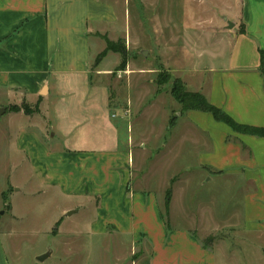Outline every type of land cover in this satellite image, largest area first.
<instances>
[{"label":"crops","instance_id":"crops-1","mask_svg":"<svg viewBox=\"0 0 264 264\" xmlns=\"http://www.w3.org/2000/svg\"><path fill=\"white\" fill-rule=\"evenodd\" d=\"M130 1L0 0L4 162L11 171L32 178L40 194L53 202L69 201L63 203L53 237L60 233L65 213L73 214L85 203L94 208L89 237L107 233L130 236L132 243L144 241L152 264H213L214 255L190 233L202 228L206 219H189V187L201 186L205 177V182L232 180L242 192L243 225L262 231L264 137L236 133L208 113L181 112V106L169 126L157 75L152 76L156 71L143 69L144 61L136 56L154 49L161 65L187 91L202 94L237 124L263 128L264 0H189L200 2V14L184 11V19L192 22L183 24L175 21L177 14L167 17L156 11L161 0H135L141 8L147 2L155 10L148 19V36L144 18L137 16L134 37L129 11L118 7ZM100 36L111 42L124 39L127 57H133L124 69L114 68L118 62L104 67L110 55L97 62L106 48ZM146 37L152 44L149 50L141 43ZM22 105L33 112L9 110ZM160 113L162 122L155 127ZM144 119L149 128L134 135L133 127ZM150 140L156 147L150 159L153 170L144 171V160L135 161L134 148ZM10 192L11 184L1 198L12 211ZM166 216L189 219V229L167 232ZM202 231L215 237L217 229ZM80 252L71 247L65 253L71 259L84 255ZM41 256L46 260L52 252Z\"/></svg>","mask_w":264,"mask_h":264},{"label":"rangeland","instance_id":"rangeland-1","mask_svg":"<svg viewBox=\"0 0 264 264\" xmlns=\"http://www.w3.org/2000/svg\"><path fill=\"white\" fill-rule=\"evenodd\" d=\"M175 1L174 3L171 0V3L170 0H166L165 4H163L161 0L156 4V11L165 14L167 17L171 14L176 17L175 14H177L174 19L179 24H183L184 21L192 22L189 18L187 20L184 19V15L182 16L184 11L190 10L196 15L200 14L198 7L200 2L191 3L189 0ZM145 4L141 8V3L138 5L135 0H131L127 6H123V3L118 6L120 9L123 7L122 11L127 9L131 15L130 35L132 37L138 33L136 22L139 15L144 18L143 29L147 36L148 32H151L148 19L153 15L155 6L153 8L150 7L151 4L147 5V2ZM114 43L125 46L124 39H119L114 41ZM141 43L147 50L152 47L148 37L143 38ZM146 52V56H142L138 52L136 57L144 61L143 69L156 71V74L152 75L154 78H156V75L161 74L164 80H168L160 86L162 95L161 107L164 112H168L169 118H176L180 113V105L172 98L170 89L172 82L178 78L161 65L154 49ZM109 55L110 57L104 61L103 66L111 67L113 63L118 62L114 67L116 70L124 69L126 61L131 62L133 59L131 54H128V57L126 54L125 59H123L120 53L116 52V55L113 56L109 51L104 56ZM102 58L100 56V60ZM97 59H99V56ZM192 76L195 77L194 74ZM149 80H151V77H148L146 81L149 82ZM150 97H153V95ZM119 109H122L121 106H119ZM29 111L33 112L30 109ZM161 115L163 116V113H160L154 122L155 127H158L162 122ZM146 119L140 122L136 128L133 127L134 135H137L138 132L143 133L149 128V125L147 127ZM133 123L135 125L136 120H133ZM145 126L147 129L143 130ZM145 145V148L141 147V145L134 148V158L135 161L140 158L144 160L140 163L144 171H152L154 162H151L150 159H154L156 147H154L152 140ZM0 149V264H152L150 246L144 241L132 243L130 236H109L107 233L102 236L89 237L91 236L89 234V224L94 219V208L85 203H82L79 211L70 214L74 211L70 210L65 213V216H63L64 224L59 230L60 233L57 237H53L52 232L56 228L55 222L59 219L64 207L63 203H69V201L58 199L53 202L47 195L40 194L38 187L33 184L35 181L32 178L26 177V175H19L18 171L10 170L9 163L4 162V149ZM180 167L181 164L178 165V169ZM170 173L173 175L175 172L173 170ZM206 180L207 177L203 178L201 186L194 183L187 192L190 202L185 207L188 209L186 213L190 217L189 219L193 220L195 217L194 221L196 222L202 221L203 218L206 219L204 226L198 229L196 233L190 232L193 239L197 241L203 250L210 251L214 255L213 264H264V225L262 231L256 226L245 227L243 225L242 192L232 180H227L229 184H224V180L205 182ZM8 184L12 186V192L8 195L12 211H9L4 206L1 198V193L7 191ZM17 189L21 190V192L16 193ZM22 194L23 197H21ZM164 211L167 214L168 210L166 211L165 209ZM167 217L165 219L167 220V232L175 229H189L187 224L189 219L174 218V221V219ZM194 229L196 230V228ZM202 229L207 231L209 229H217L212 234L215 237L205 236ZM209 238H213V240L208 242L207 239ZM215 242L218 244L217 247L212 245ZM66 245H69V249L65 247ZM71 247H74L77 251H82L80 253L84 255H76L70 259L65 252L69 251ZM48 251L52 252V256L46 260H39V254L47 253ZM88 252L92 255L89 256ZM193 258H196L194 254Z\"/></svg>","mask_w":264,"mask_h":264},{"label":"trees","instance_id":"trees-1","mask_svg":"<svg viewBox=\"0 0 264 264\" xmlns=\"http://www.w3.org/2000/svg\"><path fill=\"white\" fill-rule=\"evenodd\" d=\"M103 39L106 42V48L105 51L102 52L99 55V59H97V62L100 61V56L104 57L106 52H114V53H120L125 59L126 50L125 46H120L119 43H114L109 41L106 37H103ZM120 46V47H119ZM261 60L264 62V54L261 53ZM122 65V63H121ZM124 65V60H123ZM263 77H264V69L261 71ZM167 79V78H166ZM168 80H164L162 75L159 74L156 79L157 85L161 86L165 84ZM170 94L172 98L181 106V112L186 111H201L204 113L210 114L213 119L217 122L223 123L230 127L234 132L240 133V134H246L256 137H264V127L263 128H255L250 126H244L237 124L235 121H233L227 114H225L222 110L212 106L208 103V101L205 99V97L200 93H194L189 92L185 89L183 83L179 79H175L171 84ZM12 112H19L23 111L25 115H30L31 112L27 108V106L22 105L21 107L12 106L9 108ZM175 117H172L169 121V126H172L173 121ZM171 195V189L169 188L166 192L165 200H166V211L167 205H168V199ZM208 242L212 241L213 238L207 239Z\"/></svg>","mask_w":264,"mask_h":264},{"label":"water","instance_id":"water-1","mask_svg":"<svg viewBox=\"0 0 264 264\" xmlns=\"http://www.w3.org/2000/svg\"><path fill=\"white\" fill-rule=\"evenodd\" d=\"M231 27V26H230ZM146 55V52L143 53V56ZM44 257L39 258V260H43Z\"/></svg>","mask_w":264,"mask_h":264}]
</instances>
